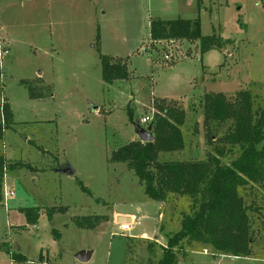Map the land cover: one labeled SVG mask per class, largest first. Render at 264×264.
Instances as JSON below:
<instances>
[{
    "label": "rangeland",
    "instance_id": "1",
    "mask_svg": "<svg viewBox=\"0 0 264 264\" xmlns=\"http://www.w3.org/2000/svg\"><path fill=\"white\" fill-rule=\"evenodd\" d=\"M175 18H197L202 37L214 34L230 42L202 54L198 40L149 39L151 19ZM0 27L8 43L0 112L7 101L13 113L0 155L17 165L2 181L0 243H7L0 249L9 256L0 252V264H156L182 216L191 214L190 200L176 194L164 202L149 199L133 171L110 163V156L139 139L133 124L140 118L161 114L154 101L185 112L179 127L183 150L158 153L160 163L202 162L216 154L217 142L207 143L206 128L217 140L232 121L206 126L201 99L208 92L232 101L247 90L252 110L264 109V0H0ZM100 55L125 61L130 78L105 83ZM238 155L235 147L220 162L228 165ZM66 168L74 174L62 173ZM5 187L14 192L8 199ZM239 195L252 207V254L226 256L185 243L178 264H264V190L249 185ZM23 207L41 209L36 228L10 227L22 220ZM51 208L65 210L48 221ZM118 213L132 220L118 223ZM75 219L96 226L79 229ZM120 224L129 231L122 232ZM81 251L91 255L86 263L76 259ZM11 253L24 254L26 262L13 263Z\"/></svg>",
    "mask_w": 264,
    "mask_h": 264
},
{
    "label": "trees",
    "instance_id": "2",
    "mask_svg": "<svg viewBox=\"0 0 264 264\" xmlns=\"http://www.w3.org/2000/svg\"><path fill=\"white\" fill-rule=\"evenodd\" d=\"M149 39L159 41H199L202 54L210 50H220L229 39L223 40L214 34L200 35L199 19H151ZM101 78L105 83L129 79L127 64L122 59L100 55ZM29 90V98L36 99L27 82H20ZM171 103V102H170ZM166 100L154 101L156 115L152 133L153 142L142 143L139 139L131 141L114 151L110 163H122L133 171L138 182L144 187L145 195L153 200L164 202L169 195H180L190 200L191 214L183 215L180 229L166 240L162 255L156 264H178L177 252L185 243L198 242L210 246L222 255L249 257L251 248V222L247 206L239 195L240 188L256 185L264 190V109L259 113L252 110V96L247 90L238 91L232 101L223 93L208 92L201 99L206 126L211 122L232 121L227 133L213 140L208 127L207 143L216 141V154L209 153L202 162H163L157 161L160 152L172 153L183 150V136L179 127L183 124L185 112ZM0 112V140L11 124L12 113L4 104ZM3 116V118H2ZM227 147V148H226ZM238 148L239 155L228 165H222L220 158ZM17 165L9 164L0 155V201L2 200V181L6 172ZM80 189L89 195L86 188L78 182ZM97 202H99L97 200ZM65 209L54 208L46 212L48 221L55 212ZM27 226H35L40 216L38 207L19 209ZM100 221L101 217H95ZM81 220L89 221L90 217ZM74 220L79 229L92 230L96 225ZM7 254L9 253L6 251ZM10 258L17 263L26 262L25 257L11 253ZM42 261L41 255L38 257Z\"/></svg>",
    "mask_w": 264,
    "mask_h": 264
},
{
    "label": "water",
    "instance_id": "3",
    "mask_svg": "<svg viewBox=\"0 0 264 264\" xmlns=\"http://www.w3.org/2000/svg\"><path fill=\"white\" fill-rule=\"evenodd\" d=\"M154 123L155 122L153 121V123H150L146 128L142 127L139 122L133 124L135 134L142 143L153 142L154 136L152 133L153 132L152 128ZM62 173L69 176H72L74 174V172L70 168L64 169ZM115 221L118 223H128L131 221V219L130 217H126V216H117L115 218ZM90 256H91L90 253L81 251L76 254V259L80 263H86L89 260Z\"/></svg>",
    "mask_w": 264,
    "mask_h": 264
},
{
    "label": "built area",
    "instance_id": "4",
    "mask_svg": "<svg viewBox=\"0 0 264 264\" xmlns=\"http://www.w3.org/2000/svg\"><path fill=\"white\" fill-rule=\"evenodd\" d=\"M7 54H8V43H5V39L2 37L1 32H0V69H1V62L3 61L4 56ZM164 57L166 60H169V57H167V56H164ZM156 115L157 114L154 113V111H153V112H151L150 115H146V116L140 118V120H139L140 125L145 128L146 125L153 123ZM3 194H4V197L6 199H8V198L13 196L14 192L12 189H7L5 187ZM129 229H130V226L125 225V224H120V230L122 232H128Z\"/></svg>",
    "mask_w": 264,
    "mask_h": 264
},
{
    "label": "crops",
    "instance_id": "5",
    "mask_svg": "<svg viewBox=\"0 0 264 264\" xmlns=\"http://www.w3.org/2000/svg\"><path fill=\"white\" fill-rule=\"evenodd\" d=\"M191 1H193V0H191ZM188 19H195V18H188ZM6 104H8V105H7L8 107H10V104H9L7 101H6ZM10 109H11V108H10ZM11 111H12V110H11ZM12 116H13V113H12ZM134 140H136V139H133V138L131 139V141H134ZM5 206H6V205H5ZM39 209H40V208H39ZM13 210H14V209H13ZM13 210H12V211H13ZM10 214H11V210L7 212V215L9 216L10 219H13V216H10ZM18 215L21 216L22 214H18ZM42 215H43V214H42L41 209H40V216H39V219H40V217H42ZM117 216H126V217H130V219L132 220V218H131L132 216H131L130 214H119V213H118V214L116 215V217H117ZM116 217H115V218H116ZM21 218H22V220H19L20 223H18V225H14V224H13V225H10V227H11V228L14 227V226L24 227V229H22L23 231L28 230L30 227H31V228H36V227H37L36 225L38 224V222H37V224H36L35 226H27V225H26V222H25V219H24V216H23V217L21 216ZM39 219H38V221H39ZM10 223H11V222H10ZM10 227H9L8 230H10ZM12 234H13V233H12ZM10 235H11V234H10ZM10 235H9V236H10ZM145 236H146V235H145ZM5 242L7 243L6 240L3 241V242H1V243H0V246H2V244H6ZM0 252H4V253L7 254V252H5L3 249H2V250L0 249ZM17 254L22 255V256L25 257V259L27 260V258H26V256H25L24 254H21V253H17ZM7 255H8V254H7ZM8 256H9V255H8ZM90 257H91V256H90ZM9 258H10V257H9ZM89 260H90V258H89ZM12 262H13V261H12ZM13 263H17V262H13Z\"/></svg>",
    "mask_w": 264,
    "mask_h": 264
}]
</instances>
